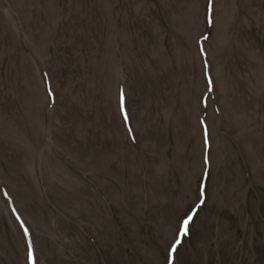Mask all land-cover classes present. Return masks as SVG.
<instances>
[{
    "label": "bare ground",
    "instance_id": "obj_1",
    "mask_svg": "<svg viewBox=\"0 0 264 264\" xmlns=\"http://www.w3.org/2000/svg\"><path fill=\"white\" fill-rule=\"evenodd\" d=\"M118 1L96 0L102 11L104 22L101 28L104 32L95 45L86 47L75 64L81 70L90 65L92 73L81 75L79 71L76 78L58 79L55 77L57 62L50 53L60 21L58 0H0V38L8 37V44L6 42L0 48V60L5 54L3 62L13 48L25 57L16 74L22 81L16 95V108L6 112L0 110V134L11 147L22 148L29 153L24 152L19 160L8 163V166L13 173L20 170L35 180L34 193L30 182L21 188L24 199L35 198L41 202L43 196L46 202L43 207L51 223L56 224L61 219L68 223V239L61 250H40L38 246L34 250L30 229L35 242L37 234L29 216L42 224L40 207L37 210L39 217L26 209L25 201L17 195L16 184L13 181L7 185L2 182L7 178L0 166V213L9 223L16 247L6 250L8 239L0 234V256L8 261L7 264H264L262 201L252 197L255 184L260 192L264 191V131L260 128L261 123H255L259 135L256 149L249 147L251 142L245 140L246 150H243L239 142L243 123L246 131L247 124L263 115L260 117L258 113L243 110L229 116L221 108L238 80L250 91L260 93L258 100L264 98L261 96L264 59L260 51L251 45L245 46L239 40L235 44H243L242 52L232 44L229 46L228 25L234 18L236 0H218V23L211 48L210 44L205 46L198 38L204 22L200 0H167L173 23L172 39L165 40L166 34L157 23L153 24L152 40L144 39L141 34L142 49H147L158 59L154 65L158 71L167 68L171 57L176 58L179 71L170 85L172 90L182 95L178 99L181 109L191 116V131L200 147L197 164L184 167V179L175 202H168L165 195L155 188L159 179L167 177V166L163 160L154 163V144L146 140L143 146H139L133 137L132 126L124 125L122 119L116 135L122 142L127 138L129 150L121 146L115 158L102 152L95 159L93 153L81 152L73 142L58 137L62 135L58 132L59 119L55 110L58 102L68 98L87 103L83 98L89 93L86 92L88 88L97 96L101 90L109 106L105 108L110 113L114 110L119 114L126 113L123 87L130 76L128 72L136 37L123 23H119L117 15L114 21V2ZM145 7H149L148 3L140 1L135 9L138 12ZM250 11L253 21L264 29L263 14ZM227 45L231 51L239 52L242 60L243 69L239 70L238 76L227 69L229 64L232 65V59L225 53ZM151 78L154 80V74ZM7 92L8 89H3L0 96ZM203 94L200 106L198 96ZM172 105L164 102L162 111L158 109L159 116L168 118ZM260 111L264 114L262 108ZM240 115H243V121ZM222 119L238 122V130L234 126L231 135L235 145L232 140L221 144L227 135ZM133 127L142 133L144 123L140 112L137 121L133 120ZM74 129L80 135V130ZM29 133L38 139V147L27 141ZM206 139L211 145L210 163L216 167V172L220 168L223 170L222 180L212 181L209 170L203 167L207 148L204 143L202 146L199 144ZM183 142L184 136L181 142H176L177 147L182 148ZM37 155L39 161L36 165ZM244 159L246 162L242 163ZM112 162L121 167L127 175L126 180L113 174ZM231 167L233 172H229ZM59 172L65 174L68 195L74 204L60 205L41 189V179L52 186ZM227 176L230 177L229 185L225 181ZM192 178L199 179L197 188L201 187L202 197L198 200H193L195 184H191ZM133 181L139 186H134ZM9 191L14 198L9 196ZM197 194L199 197V189ZM186 208L189 211L184 213ZM23 216L30 229L21 228ZM189 216L192 219L187 233L182 235L184 221ZM1 257L0 264H4ZM11 259L15 263H11Z\"/></svg>",
    "mask_w": 264,
    "mask_h": 264
},
{
    "label": "rangeland",
    "instance_id": "obj_2",
    "mask_svg": "<svg viewBox=\"0 0 264 264\" xmlns=\"http://www.w3.org/2000/svg\"><path fill=\"white\" fill-rule=\"evenodd\" d=\"M140 1H146L149 7H145L137 12L135 6ZM200 1L204 11L203 14L201 11V16L203 17L204 22L203 28L198 34V38L203 45L206 46L210 44L211 48L218 23L216 20V6L219 1ZM58 4L61 7V13L59 15L60 21L56 26V34L50 46L51 56L57 62L55 77L58 79L67 78L69 76L76 78L78 77L79 71H81V75L91 74L92 70L90 65H86L85 69L81 70V68L75 66V64L77 65L80 55L85 53L86 47L88 45H95L100 34L104 32V29L101 28L104 19L100 6L96 3V0H78L77 2H72V0H58ZM235 8L234 18L228 25L229 46L232 44L242 52L243 44L245 46L251 45L253 49L260 51L261 56L264 59V29L263 27L260 29L259 25L261 24L258 23L257 25L256 22L253 21V16L249 13L251 8V11L254 14L260 12L264 16V0H236ZM126 12L127 14H125ZM113 13L114 21L116 22L117 15L119 23H123L124 26L131 30L132 34L136 37V47L134 48L131 67L128 72L130 76L128 82H126L124 86L127 98H124L123 101L126 106L128 121L135 132V140L139 146H143L142 144L146 140H150L154 144V163H159L162 160L165 162L167 166V177L161 178L156 188H164L166 195L173 199L178 190L171 189L170 186L181 184L184 179L182 174L185 166L190 168L192 165L197 164L196 156L200 154V147L197 145L195 136L191 131V116L181 109L179 100L182 95L180 92L172 90L170 85V82L175 80L176 74L179 71L176 58L171 57V62L166 64L167 68L158 71L154 66L159 62L158 59L151 55L147 49H142V36L148 41L153 39L152 31L154 23H157L162 27V31L166 34V41L172 39L173 23L170 18L171 9L169 7V2L167 0H119L118 2H114ZM34 15H36V13ZM247 16L249 17V20H247ZM44 18L45 16L43 19ZM244 18H246V22L244 21ZM262 24H264V17ZM7 40L8 37L3 39L0 38V48L7 42ZM236 40L241 41L243 44H235ZM229 46L227 45L225 53L227 52V56L232 59V65L228 63L230 66L228 65L227 69L234 76H238L239 70L243 69L242 60L239 56V52H236L235 50L231 51ZM170 48L171 47L168 45L169 51ZM4 55L5 54L2 55L0 60V92H2L3 89H8V92L3 94L2 97L0 96V101L2 99L4 100V102L0 103V110L6 112L10 110L13 111L16 108V95L22 85L21 79L17 78L16 74L24 64L25 57L15 48L11 49L8 56H6L2 62ZM224 55L226 56V54ZM100 72L102 74L103 70ZM152 74L155 76L154 80L151 78ZM102 80L104 83L103 78ZM151 84L153 85L152 89H150ZM88 89L89 91L86 89V92L89 93L86 94V98H83L85 100L87 99V103L68 98L58 102V107L55 110L59 119L58 132H62V135H58V137L60 140L69 143L73 142L77 148L81 149V152L83 150L93 153L95 159H98L102 152L109 154L110 158H115L120 152L121 146H124V150H129L126 145L127 138L122 142L116 135L118 124L121 122V119L123 120V115L115 110L110 113L107 108H105L109 106L106 103L104 94L101 90L98 92L97 96L95 91L93 92L90 88ZM258 96H260V93L250 91L244 86L243 82L238 80L233 93L226 97L225 103L221 106V108H224L225 111H227L229 116H231L233 112L236 114L242 113L243 110L250 111L252 114L253 112L258 113L260 117L263 115L261 118L259 117L260 119H257L250 124L246 123L248 125V130L246 131L244 123L242 122L243 128L242 134L239 133V142L241 146L240 148L243 150H246L245 140L251 142V146L249 147H254L256 149L258 145L259 135L255 128V123H261L260 128L264 131V114L260 111L261 108L264 110V98L258 100ZM261 96L264 97V90H262ZM175 97L177 99L174 101ZM203 99L204 94L200 97L198 96L200 106H202ZM164 102H168L170 106L173 103L168 118H166L165 115L160 117L158 113V109L162 111L161 109ZM144 110L146 112L142 114V111ZM138 112L141 113V119L144 123L142 133H139L137 129L133 127V120L137 121ZM240 119L243 121V115H240ZM222 124L226 128L227 135L221 141V144L224 145L230 140H232L234 144V137H231V135L234 126H236V129L238 130V122L234 123L231 119H229V121L222 119ZM75 127L80 130V135L75 132ZM201 127L205 128V126ZM183 136V146L182 148H178L176 142H181ZM27 141L32 145L39 146L38 139L32 137L30 133L27 136ZM203 143L205 144L204 140H202L199 145L202 146ZM19 145L20 144H18V146ZM24 152L25 154L29 153V151H24L22 148L11 147L7 144L5 137L0 134V166L1 171H4L7 178L2 182L7 185L10 181H13L17 187V195L25 201L26 209L30 210L38 217L37 210L40 207L42 224H38L40 228L51 233L52 223L49 225L51 221L48 212L44 210V200L41 199V202H38V199L35 198L26 200L22 197V192H20V190L22 191L21 188L25 186L26 183L30 182L32 184L31 191L34 193L36 190L35 180L20 170L13 173L8 166V163H15L19 160ZM161 152H164V154ZM249 156L250 155H248V158ZM38 161L39 155L36 156V165L38 164ZM233 161L237 162L238 159H233ZM16 164L18 165L19 162ZM110 165L113 169L117 168L114 162ZM212 169L215 170L213 176L216 180H222V178H224V173L221 168L217 172L216 167L213 166L211 167V170ZM233 171L234 169L231 167L229 172ZM113 174L122 176L126 180L127 175L122 171H114ZM252 174H254L253 171ZM63 176H65V174L61 172L58 173L57 177L54 179L53 186H48L47 183H44L43 179H41V181H39L40 186L44 188L46 187L51 197L56 198L55 191L59 188L64 189L63 185L60 184V181L58 180ZM225 181L227 185H229L230 177L227 176ZM165 182L166 185L164 186ZM198 182V178H192L191 180L192 185L194 186L195 184L194 194L197 192ZM256 186L258 185L255 184L252 188V197L256 201L261 200L264 202V191L260 192L259 189L255 188ZM193 189L194 188L192 187V190ZM10 193L13 196L11 191ZM29 217L30 219L35 220L33 219V216L30 215ZM0 234L8 239V244L5 245L6 250L16 249L9 231L5 233L0 231ZM50 243L42 242V246L44 248H51L52 245ZM10 262L13 263L12 261Z\"/></svg>",
    "mask_w": 264,
    "mask_h": 264
},
{
    "label": "snow or ice",
    "instance_id": "obj_3",
    "mask_svg": "<svg viewBox=\"0 0 264 264\" xmlns=\"http://www.w3.org/2000/svg\"><path fill=\"white\" fill-rule=\"evenodd\" d=\"M191 219H192V217L189 216V217L184 221L183 228H182V230H181V234H182V235L187 233V230H188V223H189V221H190ZM179 242H180V241L177 240V243H179Z\"/></svg>",
    "mask_w": 264,
    "mask_h": 264
}]
</instances>
